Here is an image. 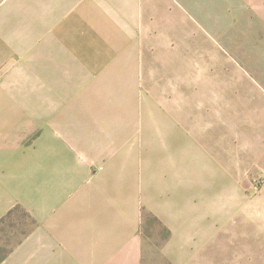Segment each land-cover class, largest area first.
<instances>
[{"label":"crops","instance_id":"0c3cea01","mask_svg":"<svg viewBox=\"0 0 264 264\" xmlns=\"http://www.w3.org/2000/svg\"><path fill=\"white\" fill-rule=\"evenodd\" d=\"M185 4L236 6L242 29L224 34L236 48L220 49L237 55L236 69L249 68V77L241 72L235 80V108L264 134V0H0V219L14 208L30 221L20 237L9 229L13 243L0 237V252L13 246L0 264H142L143 212L168 230L160 251L171 264H196L214 222L223 230L234 219L264 230V190L244 202L241 184L228 188L224 168L217 189L197 191L193 134L184 137L175 125H116L122 116L101 106L100 79L83 74L106 68L114 39L113 54L146 36L148 23L161 37L164 21L194 37L197 29L174 10ZM217 27L199 31L219 39L234 31L220 21ZM239 37L253 38L252 47L239 48ZM62 110L87 113L97 127L68 128ZM152 133L160 145L147 158ZM185 139L188 156L164 166L162 149Z\"/></svg>","mask_w":264,"mask_h":264},{"label":"rangeland","instance_id":"374dc122","mask_svg":"<svg viewBox=\"0 0 264 264\" xmlns=\"http://www.w3.org/2000/svg\"><path fill=\"white\" fill-rule=\"evenodd\" d=\"M183 7L175 6L174 10L187 18L189 29H197L194 37H187L186 30H173L171 21H164L161 37L153 23H148L146 36L131 38L130 44L113 54L120 40L114 39V45L109 47L111 54H106L107 69L83 71V74L92 82L100 79L94 88L102 99L101 106L114 107L122 116L115 118L116 125H145L149 129L175 125L182 128L184 137L190 138L193 134L197 191L217 189L225 168L228 188H234L235 183L241 184L244 202L249 201L252 192L264 190V134L256 132L261 128L251 125V120L255 119H251L248 112L245 119L241 109L235 108V80L241 77V72L243 77H249V68L236 69L237 55L220 49L223 44L230 50L236 48V39L225 36H234L235 31L242 29L236 17V6L185 4ZM219 21L226 29L234 31L229 34L223 31L225 37L221 39L199 31L205 29L213 34L212 30L219 28ZM237 41L239 48L252 47L253 38L239 37ZM238 56H243L245 62L250 61V55ZM98 113L102 122L103 112ZM59 115L68 128L96 126L91 117L81 111L62 110ZM108 124L112 125L110 117ZM224 126L226 133H223ZM131 136L134 140L138 135ZM145 137L146 157L154 158L155 135L146 134ZM188 150L191 147L187 148L186 139L178 149H162L164 166L169 167L170 158H186ZM212 203L211 210L216 212V202ZM152 216L147 212L142 214V264H171L160 251L164 226ZM14 218L15 234L20 237L30 221L20 211ZM214 223L209 245L199 247V253L195 254L196 264H264V230L251 228L250 223L235 219L228 221L225 230ZM9 229L5 227L0 231L4 243L17 240L14 234L10 236ZM209 256L210 261L206 262Z\"/></svg>","mask_w":264,"mask_h":264},{"label":"trees","instance_id":"16d2710c","mask_svg":"<svg viewBox=\"0 0 264 264\" xmlns=\"http://www.w3.org/2000/svg\"><path fill=\"white\" fill-rule=\"evenodd\" d=\"M18 209H10L6 215H4L1 219H0V231H2L5 227H9L10 229H12L14 231V214L17 213ZM22 212V211H20ZM24 213V212H22ZM25 214V213H24ZM152 218L154 220H156L157 222H159V220L157 218H155L154 216H152ZM164 231H165V236H164V240L167 238L169 232L168 230L163 227ZM13 248V246H9L8 248H6L5 246L1 247V255H0V261L2 260V258H4L6 256V254Z\"/></svg>","mask_w":264,"mask_h":264}]
</instances>
